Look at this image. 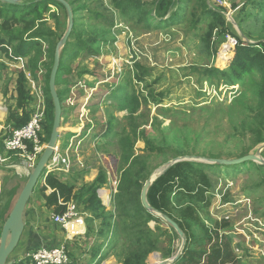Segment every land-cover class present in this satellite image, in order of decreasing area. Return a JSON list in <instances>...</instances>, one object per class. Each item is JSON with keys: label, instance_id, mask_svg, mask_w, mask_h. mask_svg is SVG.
Listing matches in <instances>:
<instances>
[{"label": "rangeland", "instance_id": "rangeland-1", "mask_svg": "<svg viewBox=\"0 0 264 264\" xmlns=\"http://www.w3.org/2000/svg\"><path fill=\"white\" fill-rule=\"evenodd\" d=\"M68 1H75L76 8L83 7L77 13V34L68 42H82L84 46L71 54L78 57L71 62L69 83L57 87L58 91L70 90L62 101L65 111L59 143L64 151L73 142L77 152L70 154L71 174L53 172L74 189L71 200L64 203L60 199L59 205H75L85 230L67 242V250L79 264H122L139 248L133 232L144 231L149 236L144 248L149 241L157 248L147 264L172 261L182 255L186 237L173 232L164 215L147 209L153 220L147 225L150 231L146 228L145 216L135 214L144 187L154 183L178 158L208 165L207 159L236 160L248 152L264 159V143H256L264 137L259 78L250 76L240 83L205 73L215 67L228 69L236 53L229 38L255 45L264 42V0H227L223 6L207 0L211 7L223 9L226 20L224 29L213 31L210 44V20L195 23L197 0L183 5L188 13L181 24L165 27L161 19L149 20L165 27L159 29L125 18L111 0ZM51 7L47 26L62 39L69 26L68 13L60 6ZM226 46L228 57L224 59ZM12 55V46L0 47V100L4 99L5 108L0 113L8 116L7 109L15 105L18 74L27 69L28 62H16ZM51 62L45 44L36 79L27 73L36 102L38 93L44 95ZM219 62L228 64L224 67ZM136 74L144 77L142 82L137 81ZM121 91L127 93L124 102L117 99ZM6 119L0 121L6 128L0 133V143L7 137ZM109 123L111 131L106 134ZM4 156L7 162L0 165V211L11 203V212L32 169L25 158ZM244 164L204 166L214 182V193L210 209L200 208V212L207 227L213 228L216 221L229 223L226 233L232 239L233 264H264V208L260 209L264 206V165ZM100 173L106 174L108 183L98 191L101 207L93 214L75 194L93 185ZM44 186L42 178L25 214L28 232L33 230L32 224L37 228L32 232V249L36 242L37 246H58L66 238L54 222L55 207L49 206L53 191L44 192ZM120 188H130L131 196L123 194V198ZM178 201L172 202L177 205ZM180 211L176 209V215ZM26 237L10 261L28 264ZM93 251L98 254L95 260Z\"/></svg>", "mask_w": 264, "mask_h": 264}, {"label": "trees", "instance_id": "trees-1", "mask_svg": "<svg viewBox=\"0 0 264 264\" xmlns=\"http://www.w3.org/2000/svg\"><path fill=\"white\" fill-rule=\"evenodd\" d=\"M191 1L192 0H155L153 2H149L143 0H112L111 3L115 10H119L125 18L136 21L139 24L146 23L149 26L159 29L165 28L166 26L171 27V25L174 26L181 24L185 21L188 13L185 6ZM68 2L74 14V29L70 37L71 39L77 34V26L79 23L77 13L78 10H83V7L77 6L76 8V6H74L75 1ZM53 5L60 6L65 10L59 2L51 0H24L16 6L0 2V21L2 22L0 24V47L5 44L12 46L13 55L11 59L16 62L21 59L28 60L27 69L20 71L17 77L15 86L17 96L14 98L15 105L13 104L12 108H8L9 116L6 120V135L9 134L11 129L24 127L31 119L34 111L32 109V104L35 102V97L32 94L31 87L29 85L30 81L27 77V73L36 79V74L41 69L39 63L44 57V45L48 44V54L52 61V67H50L48 71L47 83L44 90L46 102V122L44 125V133L42 135V142L44 144H46V142L49 143L54 123L55 109L50 94L49 80L54 65L56 47L61 40L54 30L48 28L46 22V16L48 14H52L50 12H52L51 6ZM196 5L198 7V11L196 14H193L194 17H197L195 20L196 25L203 19L210 20L207 37V42L210 44L213 31L217 27L224 29L226 26L225 16L222 12L223 9L218 10L211 7L207 0H197ZM158 19H161V22L162 24H165V27L161 26L162 24L160 23L158 25L149 23V20L155 21ZM17 25H20L21 27L19 28ZM6 39H8V41H6ZM16 42L18 44L13 45V43ZM83 46L82 42L77 44L68 42L67 46L63 49L56 82L57 87L64 83H69L67 76L72 73L70 68L71 62L73 59L78 57V55L72 56L71 54L77 49H81ZM228 50L229 46H226L223 51L224 59L228 57ZM6 52L8 54V49H6ZM235 52V56L230 61L228 69L221 71L215 67L211 70H206L205 73L212 75L213 77L225 76L226 78H230L233 81L240 83L244 82L250 76H257L261 85L259 99L264 116V42L255 45L239 41ZM8 58L10 57L8 56ZM219 63L224 67L228 64ZM0 68H2L1 65ZM137 68L142 69L139 64L137 65ZM143 78L144 77L140 76V74H136L138 82H142ZM69 91V89L65 91H58L61 102ZM126 94L127 93L125 91H121L119 96L117 95V99L119 98L121 102H124ZM134 100L139 107V99L135 98ZM138 107H136L135 110H137ZM110 129L111 126L109 123V126L106 129V134L110 133ZM2 142L3 140L0 143V147L3 145ZM256 143H264V137L257 139ZM247 155H250V153H244L241 155V158ZM130 157L131 154L126 161H129ZM248 164L254 163L249 162ZM210 165L211 164H200L194 161L177 163L170 166L149 189L147 195L149 205L158 213L175 222L186 237V244L183 248L182 255L172 264L234 263L232 262L235 259L233 255L234 249L232 246V239L229 237L230 235L226 233V230L230 228L229 223L226 222V220L216 221L214 223V227L210 228L205 225V222H202L200 208L210 209V196H213L212 193H214L212 192L214 182L204 170V166ZM246 165L247 164H240L239 167H245ZM234 166L237 167L236 165ZM43 179L45 186L42 190L44 192L48 189L53 191L49 198V206L55 207L54 212L57 213V215L63 214L66 211V207L60 206L59 200L63 199L64 203L69 202L72 195H74V189L59 180L55 173H46L43 175ZM107 180L108 178L106 174L100 173L93 185H89L85 190L81 191L77 195L75 194V199H84L83 202L86 205V209L93 214L97 213L100 211L101 207V203L98 199V191L108 183ZM120 191L123 198L131 196L130 188H120ZM123 194L126 196L124 197ZM172 201H178L179 204L176 205ZM122 204L126 205L124 201ZM199 204H201L202 207H200ZM11 208L12 204L10 203L4 210L0 211V237L3 225L9 216ZM176 209L181 210L177 213L179 215H176ZM135 214H143L145 216L146 228L153 220V216L148 214L146 208H144L142 200L139 201V208L135 210ZM1 221L3 223H1ZM104 225L109 224L104 222ZM60 229L63 230L61 227ZM148 230L150 231V229ZM171 230L175 232L173 228ZM133 233L134 234L132 236L139 245V248L131 251L126 256L122 264H147L149 256L157 250L156 245L152 241H149L147 248H144V243L146 240H149V236L146 235L144 231H141L140 233ZM55 246L48 247L52 248ZM40 247L41 246H36L33 247V249H28L27 251H36ZM92 254H94L95 260L98 254H96L95 251H93ZM69 257V264H79L78 259L74 254L69 253ZM19 262L20 260L14 261V264H21Z\"/></svg>", "mask_w": 264, "mask_h": 264}, {"label": "water", "instance_id": "water-1", "mask_svg": "<svg viewBox=\"0 0 264 264\" xmlns=\"http://www.w3.org/2000/svg\"><path fill=\"white\" fill-rule=\"evenodd\" d=\"M24 0H0V2L9 4V5H19ZM59 2L66 10L69 16V26L68 29L63 36V38L60 40L56 47L55 51V58H54V65L51 71L50 80H49V89L50 94L53 100L54 104V123L52 128L51 137L49 140L48 145L46 146L42 156L40 157L37 165L34 169L31 170L30 177L24 186L16 204L14 205L12 211L9 213V216L7 217L3 228L1 232L0 237V264H14V261H10L11 255L15 252V250L18 248L22 236L24 234L25 228H26V220H25V214L26 209L29 204L30 199L32 198L36 187L38 186L39 182L43 178V175L45 174L47 170L48 163L50 159L53 156L54 150L56 146L60 142V131L62 126V120H63V109H62V102L60 100L58 89H57V76L61 64V54L63 49L65 48L66 44L68 43L71 34L74 29V14L73 10L70 6V4L65 0H51ZM187 158H178L175 159L170 166L175 165L180 162L188 161ZM206 162L211 165H219V166H234V165H240L244 163H258L264 165V159L257 155V154H251L247 155L243 158L236 159V160H224V159H207ZM169 166V167H170ZM168 167V168H169ZM153 185V182H149L142 191V204L144 208L147 210H150L152 212H155V210L149 205L148 203V192L151 186ZM164 220L179 234L180 237H183L184 234L179 228V226L173 222L170 218L164 217ZM186 244V240H185ZM184 244V246H185ZM181 255L178 254L172 261L168 262H159L157 264H172L173 262L177 261Z\"/></svg>", "mask_w": 264, "mask_h": 264}, {"label": "built area", "instance_id": "built-area-1", "mask_svg": "<svg viewBox=\"0 0 264 264\" xmlns=\"http://www.w3.org/2000/svg\"><path fill=\"white\" fill-rule=\"evenodd\" d=\"M215 2H219L222 6L223 4H227V0H215ZM229 43H231L234 47H237L238 45V42L233 38H229ZM31 83L34 84L33 81H31ZM45 122V96L38 93L37 102L35 99V108L28 124L19 129H11L7 137L4 139L2 143L3 151L0 153V165L7 162V157L4 156L6 154L7 156L11 155L12 157L25 158L30 169H34L40 156L46 148V144L42 142ZM75 149L76 145L71 142V144L68 145L64 151H62L61 144L59 143L48 163L46 173L49 174V171H51L50 173L63 171L71 174L70 154L77 152ZM54 222L64 230L66 238L58 246L52 248L41 246L36 251H32L31 253L26 252L28 264L70 263L69 252L66 246L67 242L79 234H82L83 230H85V225L78 217L75 205L66 206V211L63 214L54 216Z\"/></svg>", "mask_w": 264, "mask_h": 264}, {"label": "crops", "instance_id": "crops-1", "mask_svg": "<svg viewBox=\"0 0 264 264\" xmlns=\"http://www.w3.org/2000/svg\"><path fill=\"white\" fill-rule=\"evenodd\" d=\"M111 2H112V0H111ZM149 2H153V1H149ZM16 96H17V94H16V92H15L13 97L15 98ZM1 98H2V97H1ZM2 100H3V102H4V99H3V98H2ZM3 102H1V100H0V111H1V112L3 111V109H5V108H4V105H3ZM13 102H15L14 99H13ZM7 110H8V109H7ZM7 116H8V115H5L4 113H2V114L0 113V121H1V122L5 121V119L8 118ZM6 120H7V119H6ZM4 124H5V123H4ZM5 130H6L5 126H4V125H2V126L0 125V133H3ZM262 208H264V206H261V207H260V209H262ZM34 215H35V213H34ZM33 217H34V216H33ZM33 219H34V218H33ZM32 226H33V227H32L33 230L28 232V230H30V228H28V224H26V228H25L24 234H23V236H22V237L24 238V237H26L27 234H29V235H27L26 240H25L26 248H27V249H29V248L32 249V247H30V245H31V242H30V241L35 240L34 237H33V233H32V232H35L37 228L35 227L34 224H32ZM39 230L41 231V229H39ZM36 233H38V232H36ZM21 241H22V240H21ZM37 245H39V244L36 242V246H37Z\"/></svg>", "mask_w": 264, "mask_h": 264}, {"label": "bare ground", "instance_id": "bare-ground-1", "mask_svg": "<svg viewBox=\"0 0 264 264\" xmlns=\"http://www.w3.org/2000/svg\"><path fill=\"white\" fill-rule=\"evenodd\" d=\"M105 192H103V195L105 196V199H107L106 195L104 194Z\"/></svg>", "mask_w": 264, "mask_h": 264}]
</instances>
